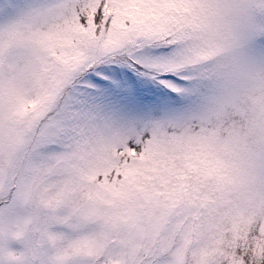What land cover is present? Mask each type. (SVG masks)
<instances>
[{"label": "snow or ice", "instance_id": "6c2138e0", "mask_svg": "<svg viewBox=\"0 0 264 264\" xmlns=\"http://www.w3.org/2000/svg\"><path fill=\"white\" fill-rule=\"evenodd\" d=\"M0 264H264V0H0Z\"/></svg>", "mask_w": 264, "mask_h": 264}]
</instances>
